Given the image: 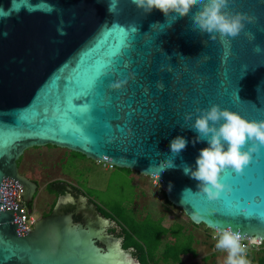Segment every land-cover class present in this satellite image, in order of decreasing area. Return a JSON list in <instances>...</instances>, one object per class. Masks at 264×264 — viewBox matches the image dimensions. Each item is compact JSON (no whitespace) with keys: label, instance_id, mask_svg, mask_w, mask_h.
Instances as JSON below:
<instances>
[{"label":"water","instance_id":"water-1","mask_svg":"<svg viewBox=\"0 0 264 264\" xmlns=\"http://www.w3.org/2000/svg\"><path fill=\"white\" fill-rule=\"evenodd\" d=\"M195 11L175 19L131 0H0V264H139L111 218L112 238L107 219L96 226L54 211L25 231L15 194L20 187L29 212L37 185L17 162L48 144L154 177L194 224L264 238V145L242 173H221L232 191L216 200L184 173L208 146L192 143L197 108L264 119V51H254L264 49V0H229L225 11L249 18L236 37L194 29ZM117 81L126 83L112 89ZM176 136L188 143L173 155ZM169 157L174 166L164 168ZM75 200L89 201L82 193Z\"/></svg>","mask_w":264,"mask_h":264},{"label":"clouds","instance_id":"clouds-1","mask_svg":"<svg viewBox=\"0 0 264 264\" xmlns=\"http://www.w3.org/2000/svg\"><path fill=\"white\" fill-rule=\"evenodd\" d=\"M131 3L145 13L157 9L166 16L174 14L171 16L175 19L188 16L195 8L196 11L191 16L193 28L208 33L213 40L217 34L222 38L238 36L245 27V21L249 19L241 12L225 11L229 0H131ZM109 11H112L111 7ZM254 51L260 53L264 49L257 45ZM125 83L126 81H117L110 84V87L119 89ZM157 86L161 90L164 88L161 81ZM196 112L199 115H196L191 129L197 136L192 143L195 145L198 141H207L208 146L200 149L195 169L185 166L184 173L198 181L199 191L205 193L209 200H216L221 192L232 191L229 184L221 181V173L226 169L242 173L252 160V154L264 145V119L249 120L218 104H212L207 109L197 108ZM192 117L193 113L189 112L184 119L189 121ZM187 143L183 136H176L170 141L172 154L178 155L186 148ZM164 163V168L174 166L171 157ZM213 239L216 240L217 250L227 252L224 264H250L247 259L248 247L264 242V238H252L247 245L243 244L241 234L231 227L215 229Z\"/></svg>","mask_w":264,"mask_h":264},{"label":"rangeland","instance_id":"rangeland-1","mask_svg":"<svg viewBox=\"0 0 264 264\" xmlns=\"http://www.w3.org/2000/svg\"><path fill=\"white\" fill-rule=\"evenodd\" d=\"M19 159V171L32 177L39 184L32 203L33 206L30 205V211L35 220L48 211L51 204L55 203L57 199L53 198L52 193V195L48 194L45 187L46 182L62 178L57 181L71 182L74 187L84 193L86 198L91 199L99 210L109 213L124 228L135 227L141 233L152 232L153 237H156L169 216L171 219L174 217L189 224L188 218L178 207L164 203L163 190L158 181L155 183L154 177L139 175L148 185L145 187L137 182L132 175L139 173L137 171L116 166L108 167L105 163L90 159L78 152L49 144L30 147ZM145 192L151 196L159 197L165 210L160 206H157L156 209L166 214L165 216L153 219L152 215H148L144 218L147 212H143L137 207L142 193ZM22 203L28 210L27 203L23 200ZM193 229L194 233L199 232L203 240L206 236L212 246L216 244V240L213 239L215 230L206 229L204 224H199Z\"/></svg>","mask_w":264,"mask_h":264},{"label":"crops","instance_id":"crops-1","mask_svg":"<svg viewBox=\"0 0 264 264\" xmlns=\"http://www.w3.org/2000/svg\"><path fill=\"white\" fill-rule=\"evenodd\" d=\"M132 175H134L135 180L137 182H139L145 187L148 186L139 177V175H143V174L136 173ZM82 194L84 195V193ZM155 196H151L148 192L142 193L137 208L143 212H147L144 215V218L147 217L148 215H152V217H154L153 219H158L161 216L166 215L163 212H159L156 209L157 206H160L162 209L165 210V207L164 204L160 201L159 197L158 196L155 197ZM88 200L95 206L94 202L91 199ZM111 219L121 230L122 229L121 223L116 222L114 218ZM198 225L199 224H194L190 220H189V224H187L186 222L179 221L174 217L172 219L170 218V216L168 217L166 224L161 227L160 236L157 234L158 235L157 239H159V245L156 248L155 257L158 258L165 249L167 250L168 245H173V243L176 241L177 233L178 234L181 233L182 235L178 237L179 243H183L185 241V237H184L185 235H190L192 237V241L189 246L192 249V251L187 254H181L176 261H174L173 259H169V260L167 259L165 262H163L161 260L160 264H224V261L226 260L227 257V252L217 250L215 248V245L212 246V243H210L207 240L206 236L205 239L203 240L202 237H200L199 232L197 234L194 233L195 231L193 228ZM205 228L208 229L206 226ZM143 236L144 237L142 238H145V234H143ZM121 242H123V237ZM263 253H264V245L260 248V250L249 251V253H247V259L248 261H250V264H258V257L261 256ZM140 259L141 258L138 257V263L142 264L141 263L142 261ZM145 264H148V262Z\"/></svg>","mask_w":264,"mask_h":264},{"label":"trees","instance_id":"trees-1","mask_svg":"<svg viewBox=\"0 0 264 264\" xmlns=\"http://www.w3.org/2000/svg\"><path fill=\"white\" fill-rule=\"evenodd\" d=\"M21 158V157H20ZM20 160V159H19ZM18 160V162H19ZM126 169V168H125ZM130 170V169H128ZM60 183V181H51L48 182L45 187L47 189L48 192L50 193H54L56 196H58L59 194L63 193L64 191L59 187L56 188L55 184ZM62 184V182H61ZM77 192H82L80 191V189L73 187ZM164 193V191H163ZM164 200L167 204L172 205L165 197V193H164ZM104 214V213H103ZM106 217L108 218H113L109 213H105L104 214ZM78 218V217H76ZM135 228V227H134ZM132 227H127L124 228L122 226L121 229V235L123 237V242H122V247L124 249H129L130 247L133 248V254L138 255L139 258H141L140 260L142 261V264H145L148 262V264H160V261L162 260L163 262H165L167 259H173L174 261H176L178 259V257L181 254H187L190 253L192 251V249L189 247L190 243L192 241V237L190 235H185V241L183 243H179L178 242V237L182 236L181 233H177L176 235V241L173 243V245H168V249L164 250L163 253L156 258L155 257V251L156 248L159 245V239H157V236H160V233H158V235H156L155 239L152 235V232H140V230L138 229H134ZM137 230V231H136ZM161 232V231H160ZM143 234H145V238ZM172 253V254H171ZM258 264H264V253L258 257Z\"/></svg>","mask_w":264,"mask_h":264},{"label":"flooded vegetation","instance_id":"flooded-vegetation-1","mask_svg":"<svg viewBox=\"0 0 264 264\" xmlns=\"http://www.w3.org/2000/svg\"><path fill=\"white\" fill-rule=\"evenodd\" d=\"M17 164H18V170H19V162ZM21 174L26 176L25 173H21ZM26 177L36 183V185H37L36 191H37L38 190L37 188L39 187L38 182L36 180L32 179V177H28V176H26ZM53 180L54 181L62 180V178L52 179L50 181H47L46 184L48 182L53 181ZM61 182H62V184H61ZM55 187L56 188L60 187L64 192L59 194L58 196H56L54 193H52L53 194V198H55V197L59 198V196H65V195H68L69 198H67L66 200L65 199L62 200L55 209H54V204L55 203H52L51 206H50V209L48 211H46L45 213L41 214V217L50 215L53 211H54V214H56V215L65 214V213H71L73 218H74V220L82 222L84 224L91 222L92 224H95L96 226H97V224H99V222H101L102 219H107L103 223V228H105V230H106L105 232L107 233V235L109 237H111V238L113 237L111 235L113 233V229H111V227H110L112 220L110 218L106 217L103 214L97 215L98 212L94 209L93 205L89 201H87V200L85 201L84 200V202L83 201L77 202V200H75V199L78 198L79 192H77L73 188L74 185L71 182L66 181V180L65 181H60V183L55 184ZM36 191L33 194L32 199L28 202V204H30L31 206H33L32 203L34 201V198H35V195H36ZM48 194H51V193L48 192ZM76 217H78V218H76ZM99 219H100V221H99ZM108 236H107V239L109 238ZM100 244L103 245V243H100ZM121 245H122V242H121ZM129 250L130 249H128V251ZM129 252L132 253V251H129Z\"/></svg>","mask_w":264,"mask_h":264},{"label":"built area","instance_id":"built-area-1","mask_svg":"<svg viewBox=\"0 0 264 264\" xmlns=\"http://www.w3.org/2000/svg\"><path fill=\"white\" fill-rule=\"evenodd\" d=\"M105 165H107L108 167H113L112 164H109V163H105ZM155 183H156V179L154 180ZM16 202H19L22 204V214H21V221L24 223V228H25V231H28L32 228L33 226V222L35 221V218L34 216L32 215L31 211L28 212V210H26L23 206V203H22V200H21V194H20V187H17V191H16V194H15V198H14V203ZM243 244H248L249 243V240L248 239H245L244 237L242 238V241H241ZM264 245V242L262 243H259L257 245H250L248 247V251L247 253H249V251H254V250H260V248Z\"/></svg>","mask_w":264,"mask_h":264}]
</instances>
